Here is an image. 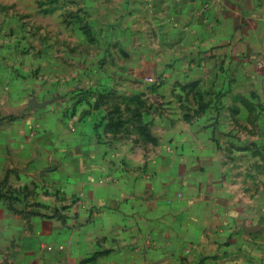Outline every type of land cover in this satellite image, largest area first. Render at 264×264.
I'll return each mask as SVG.
<instances>
[{
	"label": "crops",
	"instance_id": "obj_1",
	"mask_svg": "<svg viewBox=\"0 0 264 264\" xmlns=\"http://www.w3.org/2000/svg\"><path fill=\"white\" fill-rule=\"evenodd\" d=\"M65 263L264 264V0H0V264Z\"/></svg>",
	"mask_w": 264,
	"mask_h": 264
},
{
	"label": "built area",
	"instance_id": "obj_2",
	"mask_svg": "<svg viewBox=\"0 0 264 264\" xmlns=\"http://www.w3.org/2000/svg\"><path fill=\"white\" fill-rule=\"evenodd\" d=\"M148 82H156V79H153L151 77L147 78ZM47 250H57V251H63L64 246L62 244H58L57 246H53V245H47ZM68 264V263H65Z\"/></svg>",
	"mask_w": 264,
	"mask_h": 264
}]
</instances>
